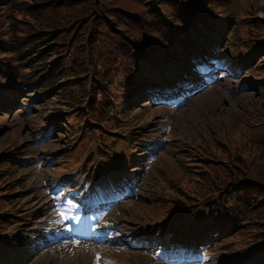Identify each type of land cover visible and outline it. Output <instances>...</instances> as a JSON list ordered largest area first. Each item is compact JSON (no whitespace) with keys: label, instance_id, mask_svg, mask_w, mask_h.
<instances>
[{"label":"trees","instance_id":"1","mask_svg":"<svg viewBox=\"0 0 264 264\" xmlns=\"http://www.w3.org/2000/svg\"><path fill=\"white\" fill-rule=\"evenodd\" d=\"M237 3L238 0H231L230 11H236ZM206 5V0H0V54L19 57L27 70L43 67L35 91L40 95L48 90L41 97L48 106L54 102V96L60 99L59 103L63 102L65 111L56 115L49 110L47 114L51 115V123L57 129H65V135L70 137L76 127L74 112L78 99L83 102L89 95L87 100L94 106L107 100L108 90L120 99L125 87L128 97L136 96L142 85L140 76L151 74L160 78L164 72L161 63L183 58L181 31L193 36L202 31L201 25L206 22L203 10H224L218 5ZM247 8L243 7L246 16L236 17L227 45L244 47L247 52L255 49L264 56V18H254L252 9ZM196 42L197 37H193L191 43ZM260 61L245 68V80L264 75V57ZM128 80L132 88L125 86ZM21 86L28 88L25 83ZM68 119L73 124L64 128ZM221 123L223 133H212V145L201 142L206 145L202 150L209 158L205 161L208 169H200L187 158L195 177L186 185L188 192L176 189L183 199L164 195L155 204L160 212L165 210L177 217L175 212L187 202L216 210L220 198L225 200L226 194L233 197L235 192L242 191L244 210L239 226L220 230V242L233 247L248 239L264 238V104L235 113L230 128L224 126V121ZM4 162L5 157L0 155V168ZM6 178L5 181L10 180V173L0 170V186ZM17 199L18 195L2 194L0 207H8ZM214 228L212 224L209 230ZM261 248L264 251V246Z\"/></svg>","mask_w":264,"mask_h":264},{"label":"rangeland","instance_id":"2","mask_svg":"<svg viewBox=\"0 0 264 264\" xmlns=\"http://www.w3.org/2000/svg\"><path fill=\"white\" fill-rule=\"evenodd\" d=\"M237 4L235 9L240 16H237V18L242 19V16L247 15V12L243 9L245 6L252 9V11H250L251 15L257 14L264 16V12L260 11V9L264 10V0H238ZM250 4H253V6H250ZM256 6L260 7V9H256ZM72 25H70L69 28ZM240 28L239 31L243 34L244 31L242 30V26H240ZM244 30L249 33L247 27H245ZM229 36H231V33ZM229 36L228 39H230ZM231 43L234 42L232 41ZM225 46L227 50H237V52L233 51L234 53L240 55L244 54L241 53L244 51L243 48H229V45ZM67 54V52L64 53V57L67 58ZM232 62H229L231 65L233 64V66L230 67L232 70L229 72L221 71L220 75H218L212 83L201 87L196 95L189 98L183 107L175 108L172 106L166 107L149 104V108L146 112L137 117H142L141 120L144 118L149 119V123L152 124L150 126L156 125L157 123L160 124L163 127L162 132L163 135H165L164 138L167 141V146L147 161L146 168L141 174L140 187L136 194L129 199L120 201L101 215H96L92 235L94 234L97 236V243L111 242L108 245V250L104 249V247L101 249V247L97 245L94 248L89 247L91 249L90 252L94 250L99 252L102 250L104 254L108 253L122 258L123 251L121 250V239L132 229L141 225L140 219H152L155 218V214L158 215L157 209H159V207L158 204H155L156 200L161 199L160 197L167 191L173 194L175 188L172 189V186L187 185L188 181L190 182V180L193 181L195 179L188 164H183L184 161L182 160L183 154L181 153V148L187 145L184 141L189 142L197 132L206 135L208 128L211 126L218 129V125L222 124L221 121L225 122L224 126L226 128H230L235 112H241L244 107H254L256 104H264V98L261 94V92L264 93V89L256 88V85H259V83L255 78L260 75L256 74L254 78L249 76V81L245 80L246 75L242 67L235 64V59H233ZM260 63L261 61L259 60L258 64ZM24 95H26V93ZM23 98H26L27 101L22 102L21 105H17L20 109L16 110L15 108L11 113H5L0 117V150L12 144H20L18 150L22 149V153L24 154L23 159L28 155V151L32 150L36 155H39L40 162L42 161V163L39 167H35L22 176L24 184H19L16 180L11 183L10 181H5L7 178L4 179V185L0 186V199L2 194H11L14 191L18 192L21 190L19 193L21 197H19L16 202H13L11 208L16 206L17 212L38 210L35 219H33L35 220L34 222H36L38 216H42L49 207L48 198L45 196L42 189L46 188L48 191L50 190V192L54 191V188L65 180L64 176L71 174L72 170L84 167L87 160H83L91 149V141L87 137H81L76 141V145L72 149L74 144L71 143L69 137L65 135V129L59 127V129L56 130L57 133L55 137L53 136L46 139L44 142L38 143L37 133L39 131L36 132L35 128L40 127L41 124L49 120L51 116L47 114L49 110H52L56 115L65 111L63 102L59 103L60 99L54 96L52 99L54 102L48 106L49 103L46 104L43 101L44 99H38L35 107L32 109L33 112H29L30 109L28 106L30 105V97ZM19 110L20 112H27L26 110H28V113L21 115ZM136 110L135 107L129 109L128 113H126V117L138 114ZM67 122L68 123H64V128L69 124H73L72 119H68ZM37 130H39V128ZM107 136L110 137L109 134ZM117 146L122 147L120 144H117L116 147ZM140 150L141 149H139L138 152H140ZM91 154L93 156L96 155L92 151ZM99 161H101L99 157L97 159L93 158L94 163L99 164ZM77 165L78 167H76ZM92 167L94 168L93 164L89 165V168ZM79 171H81V169ZM10 175L13 177V173H10ZM43 179L45 180L44 182ZM9 186L12 188L7 190L6 188ZM73 206L74 204L68 205L69 218H73L75 215ZM3 208L6 207H1V209ZM40 221L42 222V219H40ZM96 224L99 226H96ZM54 225L60 227L59 223H55ZM40 227H43V224L40 225ZM152 227L153 225H150V228ZM103 228L110 230V232L100 234ZM131 235H133V233H131ZM113 249H117L119 252L111 254V251H114ZM77 250L80 252L86 251L87 247L86 245L79 244L77 245ZM60 251H56L54 247L45 249L44 254L36 256L35 258L38 257L36 260L33 258L27 264H66L65 261L67 257L64 255L60 258ZM88 254V252H85V255ZM135 255L140 260H143V256L139 254ZM73 256L78 258L80 253L78 252ZM72 264H81V261H74Z\"/></svg>","mask_w":264,"mask_h":264}]
</instances>
